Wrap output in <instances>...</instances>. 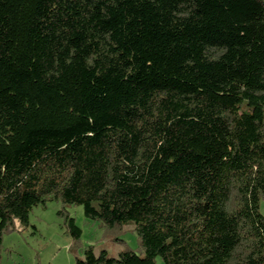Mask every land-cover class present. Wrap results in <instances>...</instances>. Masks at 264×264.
Wrapping results in <instances>:
<instances>
[{
	"label": "trees",
	"instance_id": "trees-1",
	"mask_svg": "<svg viewBox=\"0 0 264 264\" xmlns=\"http://www.w3.org/2000/svg\"><path fill=\"white\" fill-rule=\"evenodd\" d=\"M263 198L264 0H0V260L61 201L145 252L76 264H264Z\"/></svg>",
	"mask_w": 264,
	"mask_h": 264
},
{
	"label": "rangeland",
	"instance_id": "rangeland-1",
	"mask_svg": "<svg viewBox=\"0 0 264 264\" xmlns=\"http://www.w3.org/2000/svg\"><path fill=\"white\" fill-rule=\"evenodd\" d=\"M260 208L264 216V198ZM67 216L75 218L81 229L79 239L69 234ZM90 246L96 255L106 251L116 258L123 251H133L145 256L134 225L110 229L87 219L82 206L59 201L35 208L27 227L15 222V228L3 236L0 264H76Z\"/></svg>",
	"mask_w": 264,
	"mask_h": 264
}]
</instances>
